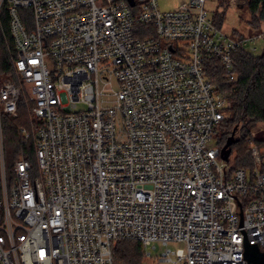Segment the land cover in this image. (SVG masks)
<instances>
[{
  "label": "built area",
  "instance_id": "built-area-1",
  "mask_svg": "<svg viewBox=\"0 0 264 264\" xmlns=\"http://www.w3.org/2000/svg\"><path fill=\"white\" fill-rule=\"evenodd\" d=\"M206 1L0 0L16 50V80H0V264H113L123 239L145 257L164 246L151 264L264 250V144L252 129L250 169L220 157L230 102L207 68L233 80L234 53L264 49V25L231 36ZM20 101L35 162L9 174L1 115Z\"/></svg>",
  "mask_w": 264,
  "mask_h": 264
},
{
  "label": "trees",
  "instance_id": "trees-1",
  "mask_svg": "<svg viewBox=\"0 0 264 264\" xmlns=\"http://www.w3.org/2000/svg\"><path fill=\"white\" fill-rule=\"evenodd\" d=\"M239 4H246L250 14L249 23L253 28H261L264 23V0H239ZM15 58L16 50L4 3L0 10V80H16L13 69ZM207 68L209 78L230 102L227 116L216 132L217 144L221 148L235 129L234 135L238 140L231 145V169L251 168L253 160L246 138L257 125L261 126L257 131V142L264 144V49L259 54L246 50L234 53L233 80L224 79V70L217 60L209 61ZM29 114L24 102L20 101L16 116L7 113L1 115L5 167L9 174L21 155L35 162L34 141H24L20 130L21 127H29ZM112 252L113 264H143L144 250L137 240H116L112 243Z\"/></svg>",
  "mask_w": 264,
  "mask_h": 264
},
{
  "label": "rangeland",
  "instance_id": "rangeland-1",
  "mask_svg": "<svg viewBox=\"0 0 264 264\" xmlns=\"http://www.w3.org/2000/svg\"><path fill=\"white\" fill-rule=\"evenodd\" d=\"M183 1L184 0H158V6L162 11L174 10ZM205 7L209 12L210 16L212 17V19L214 21L219 22L218 25L221 27V29L224 30L226 33L230 34L231 36H235L240 33L251 34L254 31L260 29V27L258 29H254L253 26L249 23V19H250L249 10L246 4L240 5L239 0H207L205 3ZM221 16H222V20L220 21L219 18ZM255 46L257 47V49L256 51H254V54L261 53L263 50V42L257 41L255 43ZM260 128L261 126L257 125L253 128V130L258 131ZM211 143L212 144L217 143L216 133L214 135V138L211 140ZM177 246H182V244H170V247L172 249H175V247ZM164 248H165L164 246L161 247L157 243L156 248L151 249V254H152L151 257L144 256L143 264H151V261L154 260V257H157L159 254H161Z\"/></svg>",
  "mask_w": 264,
  "mask_h": 264
},
{
  "label": "water",
  "instance_id": "water-1",
  "mask_svg": "<svg viewBox=\"0 0 264 264\" xmlns=\"http://www.w3.org/2000/svg\"><path fill=\"white\" fill-rule=\"evenodd\" d=\"M130 2L133 3V1ZM234 133L235 129L220 149V157L225 161L229 160L231 154V145L238 140ZM244 256L247 260V264H264V250H261L257 245L247 242L245 244Z\"/></svg>",
  "mask_w": 264,
  "mask_h": 264
}]
</instances>
